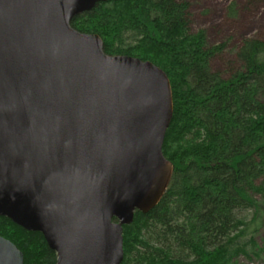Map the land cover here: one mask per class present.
I'll return each instance as SVG.
<instances>
[{"label": "water", "instance_id": "95a60500", "mask_svg": "<svg viewBox=\"0 0 264 264\" xmlns=\"http://www.w3.org/2000/svg\"><path fill=\"white\" fill-rule=\"evenodd\" d=\"M105 2L0 0V217L40 233L55 264H121L123 227L173 173L166 73L71 27ZM0 264H23L2 237Z\"/></svg>", "mask_w": 264, "mask_h": 264}, {"label": "trees", "instance_id": "16d2710c", "mask_svg": "<svg viewBox=\"0 0 264 264\" xmlns=\"http://www.w3.org/2000/svg\"><path fill=\"white\" fill-rule=\"evenodd\" d=\"M191 19L190 0H107L71 22L97 34L106 55L149 61L170 82L173 116L162 154L172 177L159 203L123 227L121 264H239L261 256L254 243L264 218L256 202L264 197V38L243 39L222 76L211 62L223 47H208ZM0 237L23 264L56 263L40 233L0 217Z\"/></svg>", "mask_w": 264, "mask_h": 264}, {"label": "rangeland", "instance_id": "374dc122", "mask_svg": "<svg viewBox=\"0 0 264 264\" xmlns=\"http://www.w3.org/2000/svg\"><path fill=\"white\" fill-rule=\"evenodd\" d=\"M235 3V16L229 15V6ZM192 12L191 28L204 30L207 46H222L223 51L211 62L214 71L228 76L232 67L231 52L246 38H264V0L262 3H248L245 0H190ZM257 205L264 213V197L256 198ZM254 212L247 214L251 219ZM255 247L259 248L260 258L246 260L240 258L239 264H264V218L257 235Z\"/></svg>", "mask_w": 264, "mask_h": 264}]
</instances>
